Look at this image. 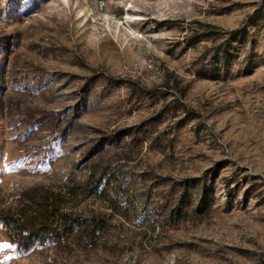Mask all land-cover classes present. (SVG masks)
<instances>
[{
  "label": "rangeland",
  "instance_id": "rangeland-1",
  "mask_svg": "<svg viewBox=\"0 0 264 264\" xmlns=\"http://www.w3.org/2000/svg\"><path fill=\"white\" fill-rule=\"evenodd\" d=\"M0 264H264V0H0Z\"/></svg>",
  "mask_w": 264,
  "mask_h": 264
},
{
  "label": "trees",
  "instance_id": "trees-1",
  "mask_svg": "<svg viewBox=\"0 0 264 264\" xmlns=\"http://www.w3.org/2000/svg\"><path fill=\"white\" fill-rule=\"evenodd\" d=\"M260 11L257 10L255 15H259ZM61 195L47 194L44 196H36L33 200V204L28 208H23L18 212L20 220H16L13 223H16V226L20 228L23 232L28 233V236L25 238L29 241L32 238L36 237L38 234L45 233L47 231L50 233L51 229H46L49 225L61 224L64 225V231L68 228L69 219L66 215H60L61 206H56V203L53 202V199H57ZM38 204L44 210V214L34 212V208ZM61 204V203H59ZM49 211H51L49 213ZM34 215V216H29ZM106 218V216H100ZM99 218H91L87 222V229L89 230L93 225L97 224ZM15 226V227H16ZM63 235V232L54 231L52 235L53 238H59Z\"/></svg>",
  "mask_w": 264,
  "mask_h": 264
},
{
  "label": "built area",
  "instance_id": "built-area-1",
  "mask_svg": "<svg viewBox=\"0 0 264 264\" xmlns=\"http://www.w3.org/2000/svg\"><path fill=\"white\" fill-rule=\"evenodd\" d=\"M220 144L222 145V142L219 140Z\"/></svg>",
  "mask_w": 264,
  "mask_h": 264
}]
</instances>
